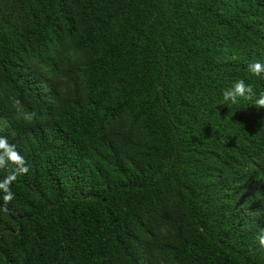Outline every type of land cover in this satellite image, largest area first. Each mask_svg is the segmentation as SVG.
Instances as JSON below:
<instances>
[{
    "label": "trees",
    "instance_id": "trees-1",
    "mask_svg": "<svg viewBox=\"0 0 264 264\" xmlns=\"http://www.w3.org/2000/svg\"><path fill=\"white\" fill-rule=\"evenodd\" d=\"M255 62L264 0H0V264H264Z\"/></svg>",
    "mask_w": 264,
    "mask_h": 264
},
{
    "label": "clouds",
    "instance_id": "clouds-1",
    "mask_svg": "<svg viewBox=\"0 0 264 264\" xmlns=\"http://www.w3.org/2000/svg\"><path fill=\"white\" fill-rule=\"evenodd\" d=\"M249 71L255 76L264 74V64L255 62L248 66ZM254 94L253 87L246 84L244 80H237L229 89H225L222 93L225 102L237 104L240 98H251ZM255 106L264 107V93H260L255 100ZM11 166L9 174L0 181V193H2L3 207L2 211L8 212L7 205L14 199V194L11 191L10 185L21 174L28 172V167L25 164L23 157L15 151L14 146L7 142L5 137H0V169H5ZM259 246L264 248V230L256 237Z\"/></svg>",
    "mask_w": 264,
    "mask_h": 264
}]
</instances>
